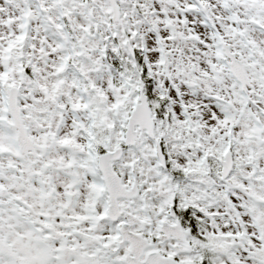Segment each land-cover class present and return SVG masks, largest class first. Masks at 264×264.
<instances>
[{
  "label": "snow or ice",
  "instance_id": "obj_1",
  "mask_svg": "<svg viewBox=\"0 0 264 264\" xmlns=\"http://www.w3.org/2000/svg\"><path fill=\"white\" fill-rule=\"evenodd\" d=\"M0 264H264V0H0Z\"/></svg>",
  "mask_w": 264,
  "mask_h": 264
}]
</instances>
